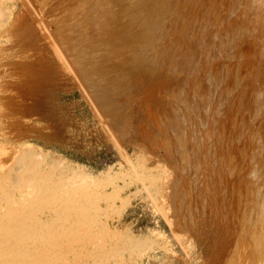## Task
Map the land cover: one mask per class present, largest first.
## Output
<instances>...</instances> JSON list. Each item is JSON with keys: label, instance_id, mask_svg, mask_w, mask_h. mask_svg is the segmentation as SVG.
Wrapping results in <instances>:
<instances>
[{"label": "rangeland", "instance_id": "obj_1", "mask_svg": "<svg viewBox=\"0 0 264 264\" xmlns=\"http://www.w3.org/2000/svg\"><path fill=\"white\" fill-rule=\"evenodd\" d=\"M0 264H264V0H0Z\"/></svg>", "mask_w": 264, "mask_h": 264}, {"label": "bare ground", "instance_id": "obj_2", "mask_svg": "<svg viewBox=\"0 0 264 264\" xmlns=\"http://www.w3.org/2000/svg\"><path fill=\"white\" fill-rule=\"evenodd\" d=\"M263 22V21H262ZM85 61V60H84ZM92 71V70H91ZM94 87V86H93ZM99 92V91H98ZM118 95V94H117ZM121 116V115H120ZM131 130V129H130ZM26 153H28V152H26ZM33 154V153H32ZM24 155H25V153H24ZM23 159H24V165L25 164H29V165H31V166H34V160L33 159H29V158H27V157H25V156H23L22 157ZM38 159V158H37ZM54 165H55V163H54ZM58 165H60V164H58ZM15 167V166H14ZM55 167H58V166H55ZM18 168V167H17ZM108 168H111V167H108ZM81 172V171H80ZM105 172V173H104ZM103 173L104 174H106V172L109 174V175H112L110 172H108V171H104ZM102 173V172H101ZM101 173H100V176H101ZM119 175V174H118ZM15 176H16V174H15ZM14 176V177H15ZM120 176V175H119ZM83 177V176H82ZM39 183V182H38ZM100 198V197H99ZM53 200V199H52ZM50 204H51V207L49 208V209H51L52 210V212L53 213H57V215L58 214H61V216H60V219L62 220V225H63V227H65L66 225H65V220L67 219V218H69V217H66L67 216V214H64V212L63 211H60V210H58V208H56V210H54V207H53V202H50ZM79 205V204H78ZM55 206H56V204H55ZM84 206V205H83ZM66 207H68L67 205H66ZM65 207V208H66ZM71 207V206H70ZM86 207V206H85ZM72 208H73V206H72ZM77 208V207H76ZM79 209V208H78ZM68 210V208L65 210V211H67ZM72 211V210H71ZM87 211V210H86ZM69 212V211H68ZM83 212V211H82ZM85 212V211H84ZM55 213V214H56ZM50 214V213H49ZM81 215H82V217L84 218L85 216H84V213H80ZM78 215V214H77ZM76 215V216H77ZM49 216V215H48ZM56 216V215H55ZM70 216V215H69ZM75 216V215H74ZM58 217V216H57ZM71 217H72V215H71ZM90 217V216H89ZM93 217V216H92ZM81 219V218H80ZM85 219V218H84ZM82 220V219H81ZM86 220H88V219H86ZM50 223V222H49ZM60 225V228L62 227L61 226V224H59ZM58 225V226H59ZM88 225V224H87ZM33 226V225H32ZM62 227V228H63ZM61 228V229H62ZM57 229V228H56ZM60 229V230H61ZM67 231V232H66ZM68 231H72L71 229H70V227H67L63 232H66V233H64L65 235H66V237L69 235V234H71V233H68ZM59 232V231H58ZM78 233V232H77ZM72 235H73V233H72ZM80 235L78 234V237H79ZM61 237V238H60ZM62 238H65V236L63 235V233H60V234H58V237L56 238V240L58 239V240H60V239H62ZM75 238H77V237H75ZM57 242V241H56ZM59 243V242H58ZM53 252V251H52Z\"/></svg>", "mask_w": 264, "mask_h": 264}]
</instances>
